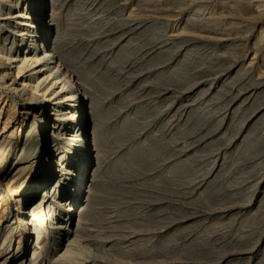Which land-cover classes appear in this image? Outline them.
<instances>
[{
    "label": "rangeland",
    "instance_id": "1",
    "mask_svg": "<svg viewBox=\"0 0 264 264\" xmlns=\"http://www.w3.org/2000/svg\"><path fill=\"white\" fill-rule=\"evenodd\" d=\"M54 3L45 24L97 124L77 234L86 262L264 264V0ZM11 83L0 79L2 118L15 115L0 134V260L31 264L36 229L21 218L43 199L53 131ZM51 139L70 158L83 145Z\"/></svg>",
    "mask_w": 264,
    "mask_h": 264
},
{
    "label": "bare ground",
    "instance_id": "2",
    "mask_svg": "<svg viewBox=\"0 0 264 264\" xmlns=\"http://www.w3.org/2000/svg\"><path fill=\"white\" fill-rule=\"evenodd\" d=\"M54 4V0H0V79L11 77L12 83L7 84L11 91L25 95L27 103L35 107L29 113L34 119L42 118V122H50L53 131L49 137L45 135L47 128L42 134L46 150H49V146L51 148L50 153L40 159L39 169L45 178L36 188L43 189V199L39 205L33 201L30 211L21 218L23 226H27V233L33 236L32 230L36 229L37 243L33 248L35 258L30 262L36 264L45 250L47 237L52 233L49 259L46 261L48 264H88L77 234L82 207L90 192L84 190L87 188L84 183L85 176L88 177L86 168L91 159H97L93 155L96 149L89 152L86 149L87 140L97 145L96 131L91 137L88 128H94L97 124L95 115L90 118L86 115L85 110L91 104L90 97L63 67L59 54V30L55 31L54 24L49 28L45 24L47 7L50 8L48 18L51 19L50 23L53 22ZM14 116L12 113L5 119L0 112V125L4 123L0 134L7 133L5 131L13 123ZM51 137L69 143L80 141L83 145H79L70 158L64 151L60 152L58 144L51 147ZM0 157L3 160L4 155ZM96 171L94 166L91 171L93 177ZM85 182L91 184V180ZM19 208H22L21 205ZM5 246H0V255ZM10 258L4 263L0 260V264H7Z\"/></svg>",
    "mask_w": 264,
    "mask_h": 264
}]
</instances>
